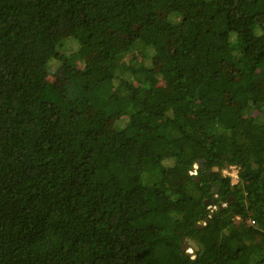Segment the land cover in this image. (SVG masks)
<instances>
[{"label": "trees", "instance_id": "trees-1", "mask_svg": "<svg viewBox=\"0 0 264 264\" xmlns=\"http://www.w3.org/2000/svg\"><path fill=\"white\" fill-rule=\"evenodd\" d=\"M195 259L264 264V0H0V264Z\"/></svg>", "mask_w": 264, "mask_h": 264}, {"label": "rangeland", "instance_id": "rangeland-1", "mask_svg": "<svg viewBox=\"0 0 264 264\" xmlns=\"http://www.w3.org/2000/svg\"><path fill=\"white\" fill-rule=\"evenodd\" d=\"M51 81H55V83L60 84V85L64 84V80L61 81L60 77H55V78L52 77ZM228 174L230 175V177L232 179V184L233 185H237L238 182H239V180H238V177H239L238 170L235 169V168L229 169L228 170ZM213 210H214V208H213Z\"/></svg>", "mask_w": 264, "mask_h": 264}, {"label": "water", "instance_id": "water-1", "mask_svg": "<svg viewBox=\"0 0 264 264\" xmlns=\"http://www.w3.org/2000/svg\"><path fill=\"white\" fill-rule=\"evenodd\" d=\"M207 203H210V201L208 200ZM221 207L223 208L224 206L222 205ZM206 222L208 223L209 220L206 221ZM183 250H184L185 252H187V253H191L192 251H194V252H198L200 249H199L198 245H197L194 241L189 240L188 243H185V244L183 245ZM193 264H198V261L195 260Z\"/></svg>", "mask_w": 264, "mask_h": 264}, {"label": "clouds", "instance_id": "clouds-1", "mask_svg": "<svg viewBox=\"0 0 264 264\" xmlns=\"http://www.w3.org/2000/svg\"><path fill=\"white\" fill-rule=\"evenodd\" d=\"M226 176H228V177H230V175L228 174V170L227 171H225V173H224ZM214 192V194L216 195V193L218 192V190L217 191H213ZM251 223H254L253 221H250V222H248V225H251ZM194 251H192L191 253H189V254H191V255H194ZM193 258H195V256L193 257ZM196 260V259H195Z\"/></svg>", "mask_w": 264, "mask_h": 264}]
</instances>
